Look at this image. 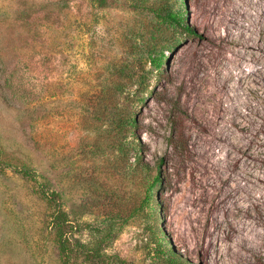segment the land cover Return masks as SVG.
Segmentation results:
<instances>
[{"label":"rangeland","instance_id":"rangeland-1","mask_svg":"<svg viewBox=\"0 0 264 264\" xmlns=\"http://www.w3.org/2000/svg\"><path fill=\"white\" fill-rule=\"evenodd\" d=\"M131 7L0 0V264H65L61 204L94 216L83 167L113 160L119 139L163 159L154 198L169 242L155 241L144 206L109 254L264 264V0H188L196 34L171 25L143 38L135 23L157 15ZM158 35L177 44L151 53Z\"/></svg>","mask_w":264,"mask_h":264},{"label":"trees","instance_id":"trees-1","mask_svg":"<svg viewBox=\"0 0 264 264\" xmlns=\"http://www.w3.org/2000/svg\"><path fill=\"white\" fill-rule=\"evenodd\" d=\"M100 6L108 5V0H94ZM162 8L145 6L146 0H132L131 10L137 13L152 12L158 21L153 24L135 23V37H142L143 29L170 27L175 25L187 33L196 34L193 25L186 21L184 10L187 11L188 0L182 6L180 0H160ZM175 9L171 8L173 3ZM183 7V8H182ZM149 9V10H148ZM152 27V28H151ZM142 29V30H141ZM136 43V42H135ZM147 49H164L177 42H172L163 36L152 37L146 42ZM154 61L161 63V58L153 56ZM129 124L134 126L136 118L128 117ZM131 129V128H130ZM129 130V129H128ZM132 134L135 130H130ZM114 158L104 163L94 160L83 167L82 176L84 188L90 193L93 203L86 204L93 213L92 218L78 220L74 209L63 201L61 204V238L60 248L65 264H138L119 251L109 254L108 250L119 239L126 227L134 221L139 211L148 206L152 218L150 230L158 244L167 240L157 213L163 210L160 201L154 195L159 192L163 181L161 167L163 159L151 162L143 154L144 150L135 140L119 139L115 142ZM112 156V154H111ZM99 162V163H98ZM116 174L113 176L112 173ZM160 182V185H157ZM94 207V208H93ZM168 241V240H167ZM169 242V241H168ZM174 248V247H173ZM168 253L167 264H191L189 258L176 251ZM165 252V250L163 251ZM166 253V252H165Z\"/></svg>","mask_w":264,"mask_h":264}]
</instances>
